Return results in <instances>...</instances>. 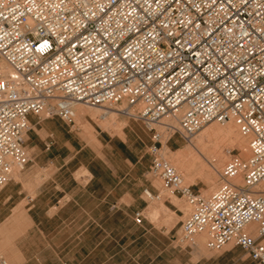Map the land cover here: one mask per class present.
<instances>
[{"label": "built area", "instance_id": "built-area-1", "mask_svg": "<svg viewBox=\"0 0 264 264\" xmlns=\"http://www.w3.org/2000/svg\"><path fill=\"white\" fill-rule=\"evenodd\" d=\"M75 105L141 124L149 173L191 208L180 247L205 234L209 251L231 245L264 264V0H0V190L29 163L28 117L70 125ZM228 121L249 156L195 195L159 151Z\"/></svg>", "mask_w": 264, "mask_h": 264}, {"label": "crops", "instance_id": "crops-1", "mask_svg": "<svg viewBox=\"0 0 264 264\" xmlns=\"http://www.w3.org/2000/svg\"><path fill=\"white\" fill-rule=\"evenodd\" d=\"M28 120L29 163L0 190V229L21 231L16 264H151L131 245L132 214L144 212L142 191H151L141 190V209L139 194L125 185L134 165L114 164L103 151L73 153L76 139H66L71 129L58 118ZM81 168L84 181L75 177Z\"/></svg>", "mask_w": 264, "mask_h": 264}, {"label": "rangeland", "instance_id": "rangeland-1", "mask_svg": "<svg viewBox=\"0 0 264 264\" xmlns=\"http://www.w3.org/2000/svg\"><path fill=\"white\" fill-rule=\"evenodd\" d=\"M77 107L83 112L82 115L79 116L78 120L77 116L76 118L74 116L76 120L74 119L73 123L69 126H67V124L65 125L68 130L71 129V133L66 139L70 142L72 136L76 139L75 143H72L74 147H72L73 153L88 149L93 151L92 154H90L91 158H93L94 153H102L103 151L104 153H107L108 157L112 161H114V164L127 166L128 164L125 162V160H127L134 165L135 168L131 173L132 179L130 182H125V185L127 184V188L129 189L132 188L131 190H133L134 195L136 193L139 194L141 209L144 207V203L141 200L142 197L140 198V193L143 188H151L153 194H159V199L148 201L149 204L144 212L140 211L142 216L139 219H134L132 214L131 222L136 227V233L131 237V240H133L131 245L138 248L137 253H139L141 262H151V264H252L245 254L237 247L229 246L228 249L222 248L216 252L209 251L206 248V239L203 240V244H200L199 238L196 237L197 239L195 240V245L193 247L180 248L177 243L179 229L182 222L190 214L191 208L184 199L163 192L161 190L160 181L149 173L150 157L147 154V148L150 145V137L144 131L141 124L133 119H129L121 115L118 112L108 114L104 118H101L100 116L102 111H98L99 109H96L98 107ZM90 111H95V116H91L89 113ZM105 123H108L109 125H106ZM213 123L220 128H223L225 125V123L211 122L193 135V137L189 140H184L178 135H175L164 144V147H167L170 153L166 151L162 152L160 150V157H163L166 161L173 165V152L175 153L179 150L187 148L189 146V142L194 144L196 137ZM229 137L231 139H229ZM240 138L244 141L246 140L245 142H248L249 140L246 136H242ZM218 142L222 144L220 145V157H223L221 169L231 157H237L241 160L246 159L249 156V152H247L245 153V158L241 157L238 146L235 145V143H232L234 142V138L232 136H219ZM206 144L207 143H203L199 149L204 151L209 149L210 146L208 147ZM25 151L29 159L30 152L27 148ZM79 159L81 162L88 161L87 158L78 157L77 160ZM197 171L198 170L196 168H192V170L188 173L190 181L186 183L184 182V184L190 186L195 195L206 198L216 190L220 179L219 177L215 178L216 181L214 180V183H209L205 180V178H199ZM18 172V170L14 169V174H12L11 179H15ZM85 176L86 174L83 168L79 169L75 175L77 180L81 179L82 181L86 179ZM213 184L214 186H212ZM136 189H138V192ZM160 203L164 204L166 211L160 214L152 213L151 210H153ZM1 226L2 225H0V227ZM20 234V230L0 229L1 257L5 259V250H15L14 244ZM12 261L14 263L17 260L16 258H13Z\"/></svg>", "mask_w": 264, "mask_h": 264}, {"label": "bare ground", "instance_id": "bare-ground-1", "mask_svg": "<svg viewBox=\"0 0 264 264\" xmlns=\"http://www.w3.org/2000/svg\"><path fill=\"white\" fill-rule=\"evenodd\" d=\"M77 106L82 107V105H75L73 108L75 118L77 116V120H78L79 116H81L83 112L80 111ZM96 109H99L98 111H102V114L100 116L101 118H104L108 114L117 113V110H114V109H105V108H96ZM95 111L94 112L90 111L89 112L90 115L95 116V113H96ZM222 135H223V137L224 136H226V137L232 136L234 138V142H232V143H235V145L238 146L239 154L241 155V157L245 158V153L249 152L248 142H245L246 140L244 141L243 139L240 138V137H242L241 134L238 132L236 126L231 121L226 122L223 128L218 127L215 123L210 124V126L207 127V129L205 131H202V133L196 137L194 144H191L188 141L189 146L187 148L179 150L175 153L173 152L174 158L172 159V162H174V163H173V165H171V164L170 165L173 166L175 171L181 176L183 184H184V182L186 183V182L190 181V177L188 176V173L190 172V170H192V168H194V169L196 168L198 170L197 173H198L199 178H205V180L209 183H214L216 181L215 178L220 177V173L222 171L221 166L223 163V157H220V149H221L220 145H222V144H220V142H218V137L222 136ZM229 139H231V138L229 137ZM221 140H222V138H221ZM227 142H229V141H227ZM203 143H207L206 145L208 147L210 146V148L207 149L206 151L199 149V148H201V145ZM164 146L165 145H163L160 150L162 152L166 151V152L170 153L168 148L164 147ZM241 160H245V159H241ZM14 169H16V168H14ZM212 186H214V184ZM165 211H166V208L164 207L163 203L158 204L153 210H151V212L154 214H160V213H163ZM254 226H255L254 224H250L247 226V229H251ZM197 238H199V243L203 244L204 243L203 240L206 239V236H205V234H201V235H198ZM229 246H231V245H228L224 248L228 249ZM13 251H15V250H10V251H6V252L4 251L5 252L4 253L5 259L1 256H0V258L4 259L7 264L16 263L17 261L13 263L12 259L17 258L16 257L17 255L14 256L15 254H17V252H13Z\"/></svg>", "mask_w": 264, "mask_h": 264}]
</instances>
